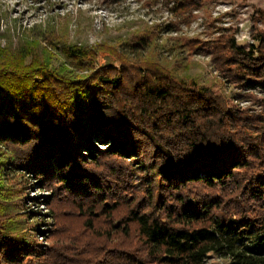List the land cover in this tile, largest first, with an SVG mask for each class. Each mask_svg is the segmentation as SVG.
<instances>
[{
    "label": "trees",
    "instance_id": "obj_1",
    "mask_svg": "<svg viewBox=\"0 0 264 264\" xmlns=\"http://www.w3.org/2000/svg\"><path fill=\"white\" fill-rule=\"evenodd\" d=\"M162 1L177 27L213 0ZM253 18L246 45L222 25L176 40L255 106L174 73L153 28L127 49L0 44V264H264V10Z\"/></svg>",
    "mask_w": 264,
    "mask_h": 264
},
{
    "label": "rangeland",
    "instance_id": "obj_2",
    "mask_svg": "<svg viewBox=\"0 0 264 264\" xmlns=\"http://www.w3.org/2000/svg\"><path fill=\"white\" fill-rule=\"evenodd\" d=\"M257 9L264 10V0H213L195 10L188 24L180 23L175 27L171 23L175 18L162 0H0V44H14L21 38L36 39L43 45L41 39L61 36L75 43L105 42L127 49L135 38V31L142 27L153 28L159 32L156 49L161 60L174 73L185 79L194 78L217 93L229 95L240 106H255L243 97L242 90L223 81L207 51L198 49L189 53L178 45L176 38L206 40L216 35L214 26L222 25L234 30L237 42L246 45L251 42L253 15ZM256 24L262 26L260 22ZM48 50L52 52L51 66L66 64L58 49ZM30 183V197L47 195V190ZM28 208L46 211L44 205L29 204ZM208 262L222 264L224 259L211 255Z\"/></svg>",
    "mask_w": 264,
    "mask_h": 264
}]
</instances>
